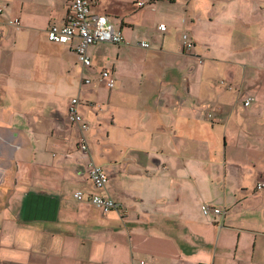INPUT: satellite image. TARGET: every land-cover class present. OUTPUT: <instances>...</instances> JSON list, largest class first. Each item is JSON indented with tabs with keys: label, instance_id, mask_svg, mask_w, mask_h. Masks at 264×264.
<instances>
[{
	"label": "crops",
	"instance_id": "obj_1",
	"mask_svg": "<svg viewBox=\"0 0 264 264\" xmlns=\"http://www.w3.org/2000/svg\"><path fill=\"white\" fill-rule=\"evenodd\" d=\"M70 7L0 0V264H264V0H99L125 42L86 69L48 39Z\"/></svg>",
	"mask_w": 264,
	"mask_h": 264
},
{
	"label": "built area",
	"instance_id": "obj_2",
	"mask_svg": "<svg viewBox=\"0 0 264 264\" xmlns=\"http://www.w3.org/2000/svg\"><path fill=\"white\" fill-rule=\"evenodd\" d=\"M98 1L99 0H71V7L65 24L62 26L53 25L48 30V39L52 43H76L74 51L77 55L79 64L85 69L92 66V61L88 54L90 46L98 43L121 45L125 42L122 32L115 29L107 16L93 15L91 13V8L97 4ZM145 5V2L140 1L134 4V8L141 9L144 8ZM15 25L18 26L19 22L16 21ZM160 28L164 30L165 26L161 25ZM182 40L185 51L190 52L193 50L194 43L187 35H184ZM139 46L143 49L150 48L149 44L146 42L140 43ZM98 80L105 84L110 90L115 87V79L109 71L104 70L101 72ZM89 82V80H86V83ZM250 103L251 100H246L244 103L245 107H248ZM78 106L79 100L77 98L72 99L68 108L67 116L72 124L79 127L81 131L79 149L86 154L89 148L84 137V131L88 128V125L83 122L82 117L79 115ZM88 174L92 180L94 188L98 192L106 189L109 184V176L100 166H97L93 162H89ZM263 187L264 184L262 183L258 185V189H262ZM75 198L80 202L85 200L82 193L75 194ZM87 201L103 213L122 210V207L118 202L100 193L92 195ZM202 212L205 216H208L211 213L221 214L222 210L203 205ZM141 264H145V262H141Z\"/></svg>",
	"mask_w": 264,
	"mask_h": 264
}]
</instances>
